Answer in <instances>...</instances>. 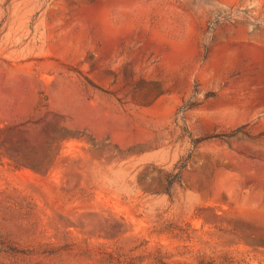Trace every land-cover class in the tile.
Wrapping results in <instances>:
<instances>
[{"label":"rangeland","instance_id":"374dc122","mask_svg":"<svg viewBox=\"0 0 264 264\" xmlns=\"http://www.w3.org/2000/svg\"><path fill=\"white\" fill-rule=\"evenodd\" d=\"M0 264H264V0H0Z\"/></svg>","mask_w":264,"mask_h":264}]
</instances>
